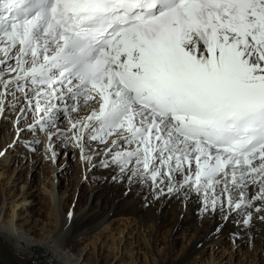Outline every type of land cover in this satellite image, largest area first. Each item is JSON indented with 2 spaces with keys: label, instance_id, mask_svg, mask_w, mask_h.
<instances>
[{
  "label": "snow or ice",
  "instance_id": "obj_1",
  "mask_svg": "<svg viewBox=\"0 0 264 264\" xmlns=\"http://www.w3.org/2000/svg\"><path fill=\"white\" fill-rule=\"evenodd\" d=\"M0 65L48 151L57 114L94 101L69 118L82 153L85 136L106 146L94 167L157 198L202 193L216 231L233 213L264 221V0H0Z\"/></svg>",
  "mask_w": 264,
  "mask_h": 264
},
{
  "label": "bare ground",
  "instance_id": "obj_2",
  "mask_svg": "<svg viewBox=\"0 0 264 264\" xmlns=\"http://www.w3.org/2000/svg\"><path fill=\"white\" fill-rule=\"evenodd\" d=\"M5 73L7 74L6 70ZM13 75L15 74L12 73L10 76H6L5 80L10 79ZM15 90V84H13L11 90L5 95V90L0 85V109H2L0 110V119H2L0 128L2 126L5 127L4 124L7 120V115L5 114L6 104L2 105V102L6 96L9 97L11 91ZM28 90L31 92L29 94V98H31L33 89L30 87ZM20 103L28 104V99L23 97ZM68 103L70 104V101ZM94 105V102H81L78 119L89 114ZM60 106L63 107L62 103ZM83 106H86V108L83 112H80ZM12 109L11 111L14 110ZM21 109L19 107L17 111L19 112ZM30 110L29 105H26L23 113L21 115L18 114V116H21L19 118L25 119L29 115L37 114L35 112L31 114ZM57 115L59 116L60 114ZM64 118L69 123V118ZM26 123L18 125L17 129L15 128L16 133L14 135L4 131L7 134V138L0 142V153L7 145V141L11 142L15 137L17 139L22 137L20 135L23 133L24 130L22 131V129L24 128L21 127L26 126L28 128ZM67 128L69 133L72 134L70 135L73 136V129L69 126L62 128L57 126L51 129L55 133L52 137L51 145L54 144L55 140L56 142H63L61 138L65 137L64 133H67ZM19 129L20 131L17 135ZM0 131L2 130L0 129ZM23 136L25 138L18 141V144L21 147L26 144L30 148L32 146H29L28 143L33 144L38 140L39 132L34 133L33 136L30 134H24ZM44 136L43 144L47 150L49 143L48 133L44 134ZM93 142L98 143L99 141ZM16 144L17 141L15 139L10 144V147H16L14 151L16 150L18 153H26V149H18L19 145L17 144L16 146ZM56 147L57 149L59 148L58 145ZM123 147L129 148L134 147V145H123ZM105 148L106 146H101V154L105 155V159H110ZM66 151H71V148L67 147ZM47 152L50 153L53 159V152H56L55 149L52 148V151L47 150ZM97 153L95 150V154ZM6 155L1 157L0 166L6 167V164L13 160L12 158L10 159L11 153ZM35 156L34 159L36 160L38 155ZM97 160L99 159L94 160L92 163H97ZM113 177H116V179H113ZM176 179L180 180L181 177L176 175ZM93 182L94 185L91 186L89 191L86 192L82 189L75 209L70 207L69 196L63 200L66 192L60 194L58 201L62 202L61 209H59L58 214L53 211L54 218L49 223L43 224L39 234H35L39 227L38 222L23 217L22 214L15 211L10 214L7 211L2 212V209H0V264H135L143 255L153 259L152 262L149 260L150 262L146 261L145 264H185L188 257L200 255L205 246L216 247L219 244H224L225 246L229 240L232 241L236 251H240L241 249L238 250V248H241L244 244L248 245L247 250H245V253L242 252L241 258L237 262H232L234 256L232 253L230 254L228 259L230 264H259L256 259L253 260L252 258V261H250V256H256V254H249L251 246L257 253L259 252L258 255L264 253V221L256 219L259 214L255 212L253 213V221L247 225L242 222L237 223L236 221H242L244 217L242 215L236 216L233 213L229 220L223 223L221 230L216 231V225L221 223L220 215L217 213L204 218V213L201 209L204 196L202 193H197L194 189L190 190L189 194L182 198L166 193L159 194V198H157V187L150 179L134 178L129 181L115 165L104 169L103 175L95 178ZM78 184L79 181H77L76 187ZM14 185H16V182ZM165 186L160 185L161 188ZM51 188H53V185H51ZM98 190L99 192H97ZM20 191L22 192V202L28 200L30 193L27 191V182L20 186ZM6 200L8 198L4 199V201ZM15 206L16 204L11 207V212ZM69 212L72 213L71 217H69ZM112 222L117 223L116 227H112ZM180 223L186 224L187 229L184 233L191 231L192 237L190 245L182 249V255L175 257V243L174 240L170 239V236ZM95 231L98 232V236H93V251L89 253L84 246H80V242L87 238L90 232ZM129 235L133 236L132 239L135 236V246L127 242ZM162 235L166 236L165 239L161 238ZM101 243L103 245L100 247ZM143 249L144 253L140 252ZM224 249L221 250L222 259L226 258L227 249ZM242 256H244L243 260ZM214 261L215 259L208 264H212ZM262 262H264V258ZM222 263L223 260L218 261V264ZM202 264L204 263L202 262Z\"/></svg>",
  "mask_w": 264,
  "mask_h": 264
},
{
  "label": "rangeland",
  "instance_id": "obj_3",
  "mask_svg": "<svg viewBox=\"0 0 264 264\" xmlns=\"http://www.w3.org/2000/svg\"><path fill=\"white\" fill-rule=\"evenodd\" d=\"M10 75L11 74L8 71L6 74L5 70H3L1 71L0 78L5 79L6 76L8 77ZM23 93L24 91H19V92L17 90L11 91L9 97L6 96L7 98L5 97V100L2 102V105L6 104L5 114L7 115L6 116L7 120L5 121L4 124L5 127L2 126L0 128L2 130L0 131V142H3L7 138L6 133L10 132V134L14 135L16 133V129H17L16 127H18V125H20L21 123L25 124L27 122L26 125L28 126L30 123L33 122V117H32L33 115L32 116L29 115L25 119L19 118L21 117L20 115L24 111V110L22 111V109H24L25 106L28 105L26 103L25 104L20 103L22 102L23 97H25V95L23 96ZM30 93L31 92L28 90V94ZM12 107L14 110L12 109ZM19 107L22 109L19 110L18 112L17 110L19 109ZM85 108L86 106H83L80 112H83ZM11 109L13 111H11ZM32 113H34V111L31 112V114ZM18 114L20 115L18 116ZM64 117L67 118L71 117L73 120H76L79 117V113L78 115L77 113H69L63 116L61 114L59 116L57 115L56 127L60 126L62 128L64 126L67 127L69 126L71 128V126L69 125V123L66 122V119ZM1 121L2 119H0V122ZM21 128H24L23 133L20 135L22 137H19L18 139L17 137H15L11 142L7 141L8 142L7 145L5 146V148L2 149V153H0L1 154L0 159L2 156H7L6 155L7 153L8 154L11 153L10 159L11 158L13 159L8 164H6V167L0 166V173H1L0 174V209H2V212L7 211V213L10 214L13 213V211H15L16 213L22 214L23 217L38 222L39 227L35 232V234H39L40 233L39 231L43 227V224L49 223V221L52 220V218H54L53 211L55 214H58L59 209H61L62 202L60 203L58 201L60 194L66 192L63 200H65V198L69 196L68 202L71 203L70 207L75 209L79 200V196L82 192V189H84V191L86 192L89 191L91 189V186L94 185L93 180L103 175V170L106 168L99 166L94 167V165H98L100 160L105 159V155L103 153L101 154L102 151L101 146H105V145L100 142L95 143L91 141V139H89L87 136H85V139L81 141L83 147V153H82L81 147L76 146L75 141L72 139L71 136L72 134L69 133L67 128L66 129L67 133H64L65 137L61 138L63 139V142L60 143V142H56L55 140L54 144L52 145V148L55 149L56 151L55 152L56 158L52 159L50 153L47 152L45 145L43 144V139L45 137L44 134L46 135L47 132L39 131V129H37L35 132H30L27 131V129H25L27 128L26 126ZM4 131L7 132L5 133ZM19 131L20 129L17 131V135ZM36 132H39V136L37 137L38 140H36L39 141V143L34 142L33 144H31L29 142L28 143L29 146H32L30 148L27 147L28 145L26 144L23 145L24 147H21L18 144V141L25 138L23 136L24 134L25 135L30 134L31 136H33L34 133ZM15 139L17 141V144L19 145L18 149L21 150H23V148L24 150L26 149L25 152L27 154L18 153L16 150L14 151L16 147H10V144L14 142ZM57 145L59 146L58 149L56 147ZM67 147L71 148V151H66ZM95 150L98 152L97 154H95ZM35 155H38L36 160L34 159L36 157ZM82 156H86L89 159H84L82 158ZM96 159H99L97 160L98 162L92 163ZM63 160L65 161L62 164ZM3 172L5 173L2 174ZM77 181H79V184L76 187ZM15 182L16 185H14ZM26 182H27V191L28 193H30V196L28 197V200L22 202V192L20 191V186ZM51 185H53V188H51ZM75 187H76V191H75ZM97 192H99V190ZM5 198H8V200L4 201ZM15 204L16 206L14 210H12L11 212V207ZM113 222H112V227H116L117 223H113ZM186 229H187L186 224L180 223L175 227L174 232L170 236V239L174 240L175 243V247H174L175 257L181 256L182 249L184 247L187 248L190 245L192 232L187 231V233H184ZM93 236L95 237L98 236V232L97 231L90 232L87 235V238H85L83 241L80 242V246H84L89 253L93 251V244H92V241L94 239ZM165 237H166L165 235L161 236V238L163 239H165ZM132 238L133 236L129 235L127 237V242L132 243L133 246H135V242H136L135 236L134 239ZM102 245L103 243L100 244V247ZM224 247L225 249H227L226 251L227 253L225 254L226 258L224 257L222 259L221 250L224 249ZM246 248H248V245L244 244V246L238 248V250L241 249L242 251L241 250L236 251V248L234 247L231 240L227 241L225 246L224 244L223 245L219 244L216 247L207 245L204 247L200 255L197 256L193 255L188 257L185 261V264H202V262L204 264H208L214 259L215 261L212 264H218L219 260H223L222 264H230L228 262V259L231 253L234 256L232 262L235 263L241 258L242 252L245 253V250H247ZM249 251H250L249 254L251 255L256 254L255 257L250 256V261H252L253 258V260L254 259L258 260L259 264H264V262H262L264 258L263 255L264 253H260L258 255L259 252L257 253L252 246L250 247ZM140 252L144 253V249L142 251L140 250ZM243 259L244 256H242V260ZM149 260H151V262L153 261V259L149 257L147 258L143 255L142 258L135 264H145L146 261L150 262Z\"/></svg>",
  "mask_w": 264,
  "mask_h": 264
}]
</instances>
